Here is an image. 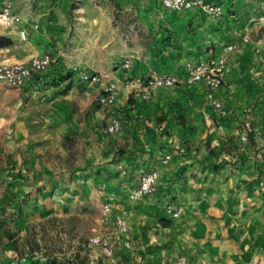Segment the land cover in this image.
I'll list each match as a JSON object with an SVG mask.
<instances>
[{"label":"crops","instance_id":"1","mask_svg":"<svg viewBox=\"0 0 264 264\" xmlns=\"http://www.w3.org/2000/svg\"><path fill=\"white\" fill-rule=\"evenodd\" d=\"M9 1L14 11L26 19L24 27L27 31V38L23 40L16 32L0 30V37L10 41L9 46L0 47V63L5 61L27 63L32 57L49 52L57 57L58 71L62 74L71 73L72 67H78L105 75L108 80L118 83L119 94L116 103L105 108L97 107V102L94 103L99 89L94 85L79 83L73 75L61 82L59 86L58 84L35 83L29 88L18 89L3 86L0 83V135L3 136L7 131H12L15 136L23 135L21 129L25 125L22 123L27 118L21 117L19 107L21 99L25 96L50 101L49 103H52L54 107L63 109V113L71 111L67 115L66 112L62 113L67 119L73 116L72 111L74 110L76 111L75 117L79 115L78 113H82L85 107L78 106L83 104L86 108L88 106L86 112L89 111L91 116V121L89 120L86 127L88 133L96 141L101 137L107 138V141L98 144L102 162L121 163L130 171H136L142 164H146L149 168L144 171L156 169L159 173L156 190L146 199L141 210L130 207L131 210L126 212L128 205L125 204L121 208L124 199H120V196L114 197V201L118 200L119 206L112 205L113 212L123 214L125 217L129 225L128 238L133 244V248L129 251L117 250V264H172L174 259L180 255H185L189 264H255V262L264 264L261 259L257 261L252 259V263H244L243 259H233L229 256L233 254L234 248L231 243H224V247L222 246L218 252L225 258L217 259L213 257L215 251L202 249V244H200L202 241L199 242L193 236L198 231V227L195 229L194 224L202 219L206 236L211 237L214 233L212 223L206 218L216 210L209 203L212 202L211 197L203 196L202 204H199L192 185L188 187L189 190L169 187V181L187 162H182V158L175 156L176 151L171 154V159H174L172 163L169 161L163 163L162 160L154 162L156 158L152 157L155 154L154 151L150 154L137 150L138 148H144V150L156 148L159 153L168 151L169 147H177L178 138L174 135L175 132L166 134L170 132L169 125L172 121L170 115L167 116L163 112L171 107L187 110L189 116L179 115L177 120L180 122L182 118L185 122V118L188 120L191 118V123L196 126L198 132L200 131L198 117L210 127V132L214 123L226 131L245 118L264 120V54H259L257 47L259 45L246 42L233 52L227 53L225 46L232 43L229 41L236 37V33L227 34L231 38L225 37L229 41L222 45L216 34L206 30L207 24H212L206 15L197 10L182 13L164 11L156 0H111L110 3L113 6L111 5L108 12L110 16L106 6L95 7L93 13L90 12V17L83 9L81 22L77 24L70 20L68 14L73 0H33L32 3H25L24 6L22 5L23 0ZM208 1L224 3L225 12L231 6L227 0ZM160 15L163 17H159ZM127 16H136L140 33L133 29V25L128 26V30L117 32V28L121 29L125 26ZM223 19L233 24L235 29L239 28L240 22L234 14L224 13L220 20ZM217 21L214 19V23ZM101 24L116 25V28H108L107 36H99L106 41L104 44L91 45L82 26H98L95 30L99 35L103 34L99 29ZM76 26L79 27L76 28ZM243 36L248 37L246 34ZM116 44H119L121 49L117 50ZM21 49L26 53H18ZM208 50H212L216 56L227 55L228 57L224 85L220 91L228 111L226 117L217 114L205 100L203 85H188L184 81L175 87L159 89L150 100L132 106V93L137 86L127 84L126 78L156 70L176 73L184 80L183 64L186 61H195L204 57ZM129 56L135 58L131 72L115 70L117 62ZM245 61H247L246 64H244ZM57 66L51 67L50 71ZM251 79L253 81H250ZM77 98L80 100L77 101ZM82 98L86 101L85 103ZM8 111L10 115H6ZM86 112L82 113L83 119V114ZM114 112L120 115L122 130L118 135L110 136L105 128ZM50 120L53 121L55 118L46 117L47 122ZM262 136H264V131ZM23 142L19 141L17 146ZM17 155L15 166L0 161V167L6 172L10 171L9 173L15 174L16 177H18L22 164L19 159L20 154ZM199 166L204 168L206 162L195 165L194 169L199 170L201 168ZM9 168L13 169L9 170ZM8 178L12 179V177ZM15 181L17 182L4 181V183H9L14 188L23 186V182L18 178ZM25 194L12 195L8 192L5 195L0 194L1 203L5 204L3 213L0 214V251L6 253L5 259L0 258V264L4 260H9L10 264H24L31 261H34V264H47L40 256L19 261L12 249V243L6 237L7 231H18L28 222L38 218V215L27 209L23 210L22 214L19 212L14 214L15 210L12 209L10 203L25 197ZM173 199L175 201H172ZM185 199H188L189 204L183 203ZM40 203L44 204L43 214L56 210L48 198L40 200ZM167 203L176 207H184L185 214L175 220L167 218L163 212ZM162 219L168 222L167 226L163 225ZM96 264L107 263L102 259H97Z\"/></svg>","mask_w":264,"mask_h":264},{"label":"rangeland","instance_id":"2","mask_svg":"<svg viewBox=\"0 0 264 264\" xmlns=\"http://www.w3.org/2000/svg\"><path fill=\"white\" fill-rule=\"evenodd\" d=\"M23 1L24 6L25 3H32L33 0ZM110 1L73 0L68 10L70 20L77 24L81 22L83 9L90 17V12L93 13L94 8L100 5L106 6L108 13L112 5ZM227 2L231 6L226 9L225 14H234L240 22L239 28L235 29L233 24L227 23L224 19H217L218 21L214 23V19L206 16L212 21V24H207L206 30L216 34L222 45L227 44L226 41L231 38L227 34L236 33V37H232L233 39L229 41L237 43L236 49L246 43L242 41L243 35L246 34L247 42L258 44L259 54H264V0H227ZM130 25H133V29L140 33L136 16L125 17L126 27L116 30L117 32L128 30ZM82 27L91 45H102L106 41L99 36H107V29L116 28V25L101 24L99 29L103 34L99 35L95 30L98 26L83 25ZM116 47L117 50L121 49L119 44H116ZM18 53L26 52L21 49ZM121 61L117 62L115 70L122 71ZM79 100L77 98V101ZM82 101L86 102L83 98ZM49 102L42 101L41 98L23 97L19 107L21 117L27 118L22 123L25 125L21 129L23 135L15 136L12 131L5 132L3 136L0 135V161L15 166V156H18V153L22 161L18 177L0 167V194L26 193L25 195L30 196V199L35 198L33 207L28 211L38 215V218L31 223H38L48 216L56 217L54 220L44 222L45 230L40 226L32 230L42 246V251L48 249L54 256L53 260L47 261V264H96L97 251L89 248L88 239L98 232L99 208L103 203L118 205V200L114 201V197L120 196V199H124V203L120 205L121 208L125 204L128 205L126 212L133 208L141 210L148 197L135 200L131 194L137 187L139 174L149 166L142 164L138 170L127 169L126 173L121 175L117 168V165L121 163L102 162L98 144L107 141V138L101 137L96 141L86 130L89 120L91 121L90 112H86L88 106L87 108L83 104L78 106L85 107L82 112H86L83 114L84 119L81 112V114L78 113L80 116L75 117V110L72 111L73 116L67 119L63 114L66 112L67 115L71 111L63 113V109L54 107ZM9 111L6 115H10ZM163 113L171 117L170 132L166 134L175 132L174 135L178 138L177 147H169L168 151L159 153L156 148H147V150L138 148L137 150L150 154L154 151L155 154L152 157H158L154 159V162L160 160L163 162L164 157L169 156L170 163L174 161L171 159V154L176 151L175 156L182 158V162H187L169 181V187H180V190H186L192 185L199 204H202L203 196L211 197L212 202L209 203L216 210L206 218L212 223L215 231L211 237H207L202 219L198 220L194 224L195 229L198 227L197 233L193 235L195 239L202 241L200 243L202 249L215 251L217 255L213 254V257L217 259L225 258L218 252L222 246L224 247V243H231L234 248L233 254L229 256L233 259H243L244 263H252V259L264 261V136H262L264 120L245 118L226 131L214 123L210 132V127L198 117L200 125L198 132L196 126L191 123V118L189 120L185 118L184 123L177 120L179 115L189 116L187 110L171 107ZM49 116L55 120L47 122L46 117ZM111 117L120 118V115L114 112ZM244 122H249L252 130L248 132L246 141H241L234 130ZM148 130L151 131L150 128ZM19 141L24 142L17 146ZM205 162L204 168L199 166L201 167L199 170L194 169L195 165ZM11 169L13 168H9ZM17 178L23 182L20 188L4 183V181L15 183ZM45 198L52 202V206L56 209L54 212L43 214L44 204L40 203V200ZM188 199H185L183 203L189 204ZM4 206L5 204H2L0 200V214L3 213ZM177 207L181 209V218L185 214L184 207ZM10 229L14 230V228ZM18 231L17 237L25 245L27 224ZM5 256V251H0V258L5 259ZM6 263L10 264V261L1 262V264ZM24 264H34V261Z\"/></svg>","mask_w":264,"mask_h":264},{"label":"built area","instance_id":"3","mask_svg":"<svg viewBox=\"0 0 264 264\" xmlns=\"http://www.w3.org/2000/svg\"><path fill=\"white\" fill-rule=\"evenodd\" d=\"M164 11L182 13L197 10L212 19H220L225 13V5L222 2L208 0H158ZM163 16H161L162 18ZM26 19L15 12L9 0H0V30L16 32L21 39L27 38V31L24 27ZM36 27V24H34ZM242 41L247 42L248 38L243 37ZM237 48V43H229L225 46L227 53L233 52ZM134 57L125 58L121 61L120 68L123 71L131 72L134 67ZM58 65L55 55L47 52L41 56H35L29 62H1L0 63V83L7 86L22 89L33 85L34 75H44L51 67ZM228 66L227 55L216 56L212 50L207 51V55L195 60L186 61L183 64L184 80L173 72H158L150 70L144 75H131L126 78L127 84L137 86L132 93V106L137 103L151 99L152 95L159 89H167L178 86L182 81L186 84H201L205 88L204 98L214 111L226 117L228 111L221 97V89L224 85L225 73ZM72 75L81 84L94 85L99 89L96 98L98 105L111 107L116 103L119 91L118 83L108 80L105 76L86 70L72 67ZM122 130V121L118 117H111L106 133L118 135ZM252 130L249 122H244L234 130L236 136L241 141H246L247 134ZM169 161V156H165L163 163ZM121 175L126 173V168L122 164L117 165ZM159 173L156 169L142 171L138 176L136 189L132 192L133 199L149 197L154 194ZM164 214L171 220L178 219L181 209L171 203L165 204ZM98 232L88 239V246L92 251H97V259L104 260L107 264H117V250L129 251L133 248L131 240L128 238L129 225L123 214L114 213L110 203H103L99 208ZM172 264H189L185 255L176 257Z\"/></svg>","mask_w":264,"mask_h":264},{"label":"trees","instance_id":"4","mask_svg":"<svg viewBox=\"0 0 264 264\" xmlns=\"http://www.w3.org/2000/svg\"><path fill=\"white\" fill-rule=\"evenodd\" d=\"M10 45V41L6 38L0 37V47H6ZM59 67L53 69L52 71H49L48 73L44 75H34L32 78V82L35 83H41L42 85H54L58 84L60 85L61 82H64V80L71 77L72 73H63L58 71ZM29 88V87H28ZM182 123H184V120L181 118ZM67 138V136L65 137ZM33 195V194H32ZM33 200L35 201V198L30 199V196L26 195L25 197H22L18 200H15L11 202L10 206L12 207L14 211V214H22L23 210H29V208L33 207ZM25 207V208H24ZM55 216H48L44 217L42 221L38 223H27V233H25L24 237V244L23 245L19 238L17 237L19 231L11 232L10 230L7 231L6 237L7 239L12 243V249L15 252L17 259L19 261H23L27 258H35L37 256H40V258L45 260V263L47 261L53 260L54 256L50 253L48 249H43L41 244L37 241L35 238L34 233L32 230L35 229L36 226H40L43 230L46 229V227L43 225L44 222H48L49 220H54ZM164 226H167L168 222L164 219L161 220ZM39 251H42L40 254Z\"/></svg>","mask_w":264,"mask_h":264}]
</instances>
